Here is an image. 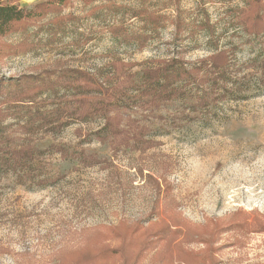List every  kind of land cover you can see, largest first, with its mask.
I'll return each instance as SVG.
<instances>
[{
	"label": "rangeland",
	"instance_id": "obj_1",
	"mask_svg": "<svg viewBox=\"0 0 264 264\" xmlns=\"http://www.w3.org/2000/svg\"><path fill=\"white\" fill-rule=\"evenodd\" d=\"M113 1L162 15L165 27L145 33V16H106L104 0H75L64 33L54 37L50 15L29 31L38 49L0 60V79L77 68L97 88L83 100L64 86L47 94L43 110L56 116L34 134L6 121L0 264H76L96 248L118 250L106 264H264V37L237 21L249 0ZM120 24L153 37L144 48L123 44L110 32ZM222 50L233 56L231 85L208 109L195 87L179 85L181 96L159 105L139 89L147 69L175 58L191 67ZM119 95L115 121L92 117L96 101Z\"/></svg>",
	"mask_w": 264,
	"mask_h": 264
},
{
	"label": "trees",
	"instance_id": "obj_2",
	"mask_svg": "<svg viewBox=\"0 0 264 264\" xmlns=\"http://www.w3.org/2000/svg\"><path fill=\"white\" fill-rule=\"evenodd\" d=\"M20 1H0V60L1 58H13L28 54L38 49L40 41L32 39L29 31L33 27H40L50 15H54L51 23L56 24L57 27L56 30L52 28L54 37H57L59 33H64L65 24L63 23L67 19H72L69 16L65 18L62 13L75 0H48L35 5L31 9L20 7ZM76 1H80L86 6H91L96 2V0ZM104 1L106 4L102 9L105 11L106 16L113 17V15H116L133 18L145 16V23L147 24L145 33L152 32L155 34L165 27V17L162 15L131 10L127 5L116 4L113 0ZM114 9L120 11L115 12L113 11ZM237 21L247 35L262 39L264 37V0H249L247 7L238 12ZM180 23L177 21L175 24L177 38L183 32L181 28L183 23ZM110 32L112 37L121 43H137L140 48H144L153 37V35L149 34H130L129 30L122 24L110 28ZM16 34L23 36L19 42L8 43L5 41L6 38ZM232 57L230 52L222 50L213 53L191 67H187L185 62H182L179 58L162 62L160 66L147 69L144 72L143 83L141 82L143 89H139L140 91L143 90L146 96H150L156 105H159L163 101H171L181 96L179 85H182L181 88L195 87L201 93L198 106L202 109H208L212 103L211 101L214 100L217 103V101L225 99L228 95L227 90L229 85H231L229 82L230 74H232V69L235 67ZM86 74L77 68L63 67L51 70L45 76L33 74L30 76L22 75L17 78H1L0 143H5L11 138L7 135V131L13 124L5 125L10 118L16 119L18 127L26 134H34L51 124V120L56 115L47 116L43 110L47 94H51L49 96H58L62 92L63 86L66 92L71 89L79 100H83L89 93H93L97 89L94 86L96 81L93 78H88ZM55 75H57L56 78H53ZM204 87H206L205 90H203ZM221 89L222 94H219V100L212 98L214 91H221ZM114 97L108 102L104 99L96 101L95 105L97 107L90 111L92 117L103 116L108 124L111 121H115L109 118V113L112 108H119V102L121 101L122 103L123 98L122 96ZM46 123L47 125H45ZM15 152L13 151L11 154L16 156ZM13 156L4 160V164L8 167L15 166L16 162L15 159H12ZM134 232L136 233L137 230ZM116 254H118V250L96 248L90 251V255H85L78 259L76 264H106Z\"/></svg>",
	"mask_w": 264,
	"mask_h": 264
}]
</instances>
